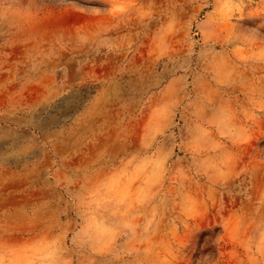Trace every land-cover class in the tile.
<instances>
[{"label":"rangeland","instance_id":"obj_1","mask_svg":"<svg viewBox=\"0 0 264 264\" xmlns=\"http://www.w3.org/2000/svg\"><path fill=\"white\" fill-rule=\"evenodd\" d=\"M0 264H264V0H0Z\"/></svg>","mask_w":264,"mask_h":264}]
</instances>
